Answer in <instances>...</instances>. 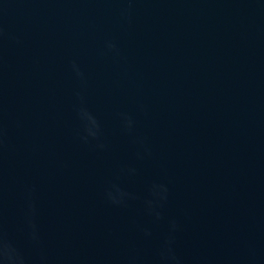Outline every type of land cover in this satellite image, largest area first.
Listing matches in <instances>:
<instances>
[{"label":"water","instance_id":"95a60500","mask_svg":"<svg viewBox=\"0 0 264 264\" xmlns=\"http://www.w3.org/2000/svg\"><path fill=\"white\" fill-rule=\"evenodd\" d=\"M0 264H264V0H0Z\"/></svg>","mask_w":264,"mask_h":264}]
</instances>
